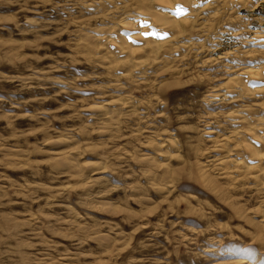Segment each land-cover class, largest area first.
<instances>
[{"label":"rangeland","instance_id":"374dc122","mask_svg":"<svg viewBox=\"0 0 264 264\" xmlns=\"http://www.w3.org/2000/svg\"><path fill=\"white\" fill-rule=\"evenodd\" d=\"M261 134L264 0H0V264H264Z\"/></svg>","mask_w":264,"mask_h":264},{"label":"bare ground","instance_id":"6f19581e","mask_svg":"<svg viewBox=\"0 0 264 264\" xmlns=\"http://www.w3.org/2000/svg\"><path fill=\"white\" fill-rule=\"evenodd\" d=\"M173 11H176L175 9ZM176 14V13H175ZM148 17V16H147ZM143 18V17H142ZM143 22H145L146 24H148V26L150 25L149 23H151L150 19L149 18H145L143 20ZM140 24V23H139ZM142 24V23H141ZM141 24L139 25V29H138V32H139V35L142 39V43H143V48H142V51H146V54L148 55L147 52H152L153 50V45L156 44L155 42L152 43L151 40H149L147 38V29L148 26H141ZM161 24V23H160ZM130 26V25H129ZM158 26V25H157ZM161 26V25H160ZM157 28L161 30L162 27ZM151 27V26H150ZM133 28V27H132ZM149 29V28H148ZM159 30V31H160ZM150 34V33H149ZM152 35V34H150ZM153 36V35H152ZM149 37V36H148ZM152 38V37H151ZM103 39V40H102ZM101 40L102 41H105L103 45L107 46L108 47H111L112 48V43L110 42V40H108L109 38H102ZM134 39V38H133ZM153 41V40H152ZM115 47V46H114ZM117 48V49H116ZM116 51L118 50L117 53H125L127 54V57H132V55H134V53L136 52L137 49H133L130 46H120V47H116ZM110 49V48H109ZM114 49V48H113ZM114 49V50H115ZM111 50V49H110ZM116 51H113V52H116ZM144 51V52H145ZM143 52V53H144ZM137 53V52H136ZM154 53V51H153ZM119 55V54H118ZM145 55V54H144ZM152 55V54H151ZM111 58V57H110ZM109 59V58H108ZM132 62V61H131ZM110 65V64H109ZM134 65V64H133ZM262 73V72H261ZM108 104V103H107ZM111 117V116H110ZM240 119V118H239ZM238 119V120H239ZM241 121V120H240ZM243 121V120H242ZM104 131V130H103ZM240 135V134H239ZM240 139V138H239ZM235 141L236 144L238 145V143L240 144V142L238 141V138L237 136H235ZM241 140V139H240ZM225 143V142H223ZM235 144V143H234ZM235 144V145H236ZM235 145H234V148H235ZM236 149V148H235ZM240 151V150H239ZM248 155L245 157H238L237 159L235 158L233 161H231L230 163H232L233 165V168H235L239 174L244 177V176H248L249 179H257V178H261L264 176V134H261L260 136L257 137V139H253V145L252 147L249 149V153H247ZM222 158V157H221ZM228 162V161H227ZM223 164V163H221ZM230 166V165H229ZM224 167V166H222ZM232 167V166H231ZM222 169V168H221ZM224 170V169H223ZM227 170V169H226ZM231 171V170H230ZM233 173V172H232ZM224 174V173H223ZM229 175V174H228ZM234 176V175H233ZM238 176V175H237ZM246 178V177H245ZM240 180V179H239ZM254 180V181H255ZM261 180V179H260ZM264 218V217H262ZM261 218V219H262ZM264 220V219H263ZM261 220V221H263Z\"/></svg>","mask_w":264,"mask_h":264},{"label":"snow or ice","instance_id":"6c2138e0","mask_svg":"<svg viewBox=\"0 0 264 264\" xmlns=\"http://www.w3.org/2000/svg\"><path fill=\"white\" fill-rule=\"evenodd\" d=\"M182 10L181 7L178 5L177 6V12H176V15H181L182 14ZM240 255H243L245 256L246 258H248L249 260H251L253 257H252V254L250 252H243V253H240Z\"/></svg>","mask_w":264,"mask_h":264}]
</instances>
